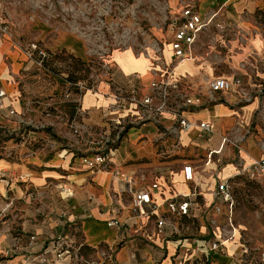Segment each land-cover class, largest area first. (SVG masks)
Wrapping results in <instances>:
<instances>
[{
    "label": "crops",
    "instance_id": "0c3cea01",
    "mask_svg": "<svg viewBox=\"0 0 264 264\" xmlns=\"http://www.w3.org/2000/svg\"><path fill=\"white\" fill-rule=\"evenodd\" d=\"M167 2L171 16L179 15L187 3L195 5L203 18L217 12L198 34L193 58L175 69V76L182 80V90L201 97L203 102L201 107L186 108L184 116L196 122H213L214 132L192 126L180 137H161V130L175 122L172 113L164 115L162 125L148 121L128 131L113 153V166L132 179L134 189L154 181L160 183V189L153 192L159 204L158 215L149 218L132 213L131 194L121 192L123 182L112 169H88L80 155L61 149V139L72 137L70 128L61 121L50 119L54 128L33 133L38 141L32 148L16 146L0 134V172L27 177L24 182L14 178L9 188L0 187V206L9 198L14 200L0 221V255L10 251L9 262L17 263L40 252L47 240L63 231L64 212L66 227L76 229L88 247H105L104 264H231L238 258L236 241L227 243L226 254L209 252L210 220L213 216L219 219L220 215H208L206 211L216 202L214 191L220 181L264 158V0ZM34 31H39L38 38L28 35L21 41L13 35L10 24L0 19V88L6 92L7 106L0 113V124L12 128H17L18 122L9 116V109L25 112L28 119L45 120L37 102L45 103L61 94L69 81L67 75L56 74L51 68L44 72L28 60L24 49L30 41L44 44L53 53L52 60L57 52L66 51L73 61L84 67L87 63L83 37L70 31L51 35L50 27L43 22L36 24ZM149 54L114 53L111 61L117 67L99 86L100 92L110 94L114 86H127L130 82L147 91L153 79L165 76L164 62L155 61L154 51ZM164 59L167 63L173 60L168 43ZM218 76L240 78L249 98L233 90L219 101L204 103L209 82ZM32 99L37 101L36 106L29 105ZM113 102L109 96L84 93L83 122L98 129L108 128L107 114ZM211 151L214 153L210 159ZM187 163L194 166L191 181L184 179L183 166ZM67 176L75 193L65 200L58 184ZM194 191L197 195L191 196L194 203L190 215L167 211L168 199ZM115 216L122 223L120 227L108 224ZM158 216L168 217L173 225L165 227V236L156 234ZM196 222L198 227H192ZM33 235L36 239L31 242ZM226 255L231 263L222 260ZM182 257L189 261L182 262Z\"/></svg>",
    "mask_w": 264,
    "mask_h": 264
},
{
    "label": "built area",
    "instance_id": "2783aa9c",
    "mask_svg": "<svg viewBox=\"0 0 264 264\" xmlns=\"http://www.w3.org/2000/svg\"><path fill=\"white\" fill-rule=\"evenodd\" d=\"M0 3V7H1ZM170 15V14H169ZM217 16V12L207 18L196 10V6L192 3L183 5L182 12L177 16H167L170 36L168 44L172 51L173 60L170 63L165 62L164 51L157 47L154 49L155 61L164 62V74L161 79H153L147 91H143L140 86L130 82L127 86H114L112 93L103 94L99 90V86L107 79L91 81V76L88 81L69 80L65 89L59 95L50 97L45 103L37 102L32 99L29 105L36 106L37 102L43 116L47 119L35 120L28 119L25 112H18L14 108L9 109V116L15 118L18 122L17 128H12L4 124H0V134L6 136L5 140H13L16 146L25 145L32 148L38 141L33 137V133L47 131L55 127V123L50 119H56L64 123L70 128L72 137H63L61 139V149L74 151L80 155L82 164L91 170H107L112 169L114 175L122 180V193L131 194L130 209L132 213L139 217H151L158 215L157 210L159 204L153 197V192L160 189V183L152 182L149 186L141 189L132 187V179L124 174L118 166H113L112 156L117 144L125 138L128 131L138 124L152 121L162 125V118L166 113H172L175 122L169 127L161 130V137L166 135H175L180 137L182 131L189 129L192 126H198L200 129L214 132L215 125L213 122H196L189 120L184 116L183 111L186 108H197L203 105L201 97L195 98L188 95L182 90V80L175 76L176 67L193 58V46L198 34ZM25 53L29 61L34 66L44 72L50 71L49 64L52 61L53 53L41 42L37 40L30 41L25 47ZM154 61V60H153ZM112 68L103 66L102 74L109 76ZM243 82L240 78L233 80L223 76H218L212 79L208 85V93L206 94L204 103H212L221 100L226 93L233 90L246 95L242 89ZM86 92L93 94H102L114 99V102L109 107L107 116L109 127L98 129L94 126L86 125L83 122L85 109L83 108V95ZM248 95V94H247ZM246 95V96H247ZM6 92L0 88V113L7 108L5 105ZM249 96H247V99ZM66 104H71L74 107V112H65ZM115 115V116H114ZM227 138H225V141ZM214 151L210 152V159ZM12 155V154H11ZM255 171L264 172V158L256 160L251 166ZM250 168V169H251ZM246 169V168H244ZM184 179L191 181L194 179V166L190 163L183 166ZM18 178L19 181H27L25 175L11 176L0 172V187L9 188L12 180ZM61 196L67 200L74 196L73 183L70 176H67L64 181L58 184ZM2 191L0 188V201ZM192 195H197V192L192 194H176L166 201L167 211L170 214L178 216H186L191 214V206L193 201ZM215 200L219 199L216 213L223 216L224 223H219L211 219V235L212 238L208 242V250L215 251L220 254L227 253V242H233L239 230L232 221L234 212V198L232 187L229 179L222 180L218 183L214 191ZM8 198V197H7ZM14 200L8 199L7 202L0 206V221L13 207ZM223 208V209H222ZM63 221V231L59 232L55 237L46 241L43 249L35 254H29L23 261L12 263L8 258L12 255L10 251H6L0 255V264H104L106 253L95 247L98 258L95 259L89 254V248L86 241L79 237L76 229L70 230L67 228L68 221L66 213L61 215ZM110 226L120 227L122 223L115 216L108 221ZM172 226L170 220L166 216H158L156 219V234L165 236V227ZM66 227V228H65ZM36 237L31 236V242ZM246 253L243 252L240 257L234 259L231 264H243V258ZM183 261L188 259L181 258Z\"/></svg>",
    "mask_w": 264,
    "mask_h": 264
},
{
    "label": "rangeland",
    "instance_id": "374dc122",
    "mask_svg": "<svg viewBox=\"0 0 264 264\" xmlns=\"http://www.w3.org/2000/svg\"><path fill=\"white\" fill-rule=\"evenodd\" d=\"M0 3V19L10 24L13 35L21 41L28 35L38 38L39 31L34 30L39 22L50 27L51 35L70 31L86 40L85 67L73 61L66 51L57 52L58 56L49 64L51 71L67 75L70 81H88L90 76L92 83L98 77L108 80L102 70L106 64L117 67L111 61L114 53L134 51L138 56H149L157 47L164 51L170 36L167 0H0ZM250 168H241L229 179L234 198L232 221L239 230L234 240L239 254L236 257L246 251L241 257L243 264H264V172ZM218 204L216 199L206 214L216 213ZM211 219L225 222L223 216ZM192 227H198L197 222ZM89 254L98 258L92 248ZM222 260L231 263L228 255Z\"/></svg>",
    "mask_w": 264,
    "mask_h": 264
},
{
    "label": "trees",
    "instance_id": "16d2710c",
    "mask_svg": "<svg viewBox=\"0 0 264 264\" xmlns=\"http://www.w3.org/2000/svg\"><path fill=\"white\" fill-rule=\"evenodd\" d=\"M63 107H65L66 111L67 112H70V113H73L74 112V107L71 105V104H66L64 105ZM4 136V135H3ZM5 138H7L6 136H4ZM119 144L116 145V147L118 146ZM90 248V247H88Z\"/></svg>",
    "mask_w": 264,
    "mask_h": 264
},
{
    "label": "bare ground",
    "instance_id": "6f19581e",
    "mask_svg": "<svg viewBox=\"0 0 264 264\" xmlns=\"http://www.w3.org/2000/svg\"><path fill=\"white\" fill-rule=\"evenodd\" d=\"M227 243H229V242H227Z\"/></svg>",
    "mask_w": 264,
    "mask_h": 264
}]
</instances>
